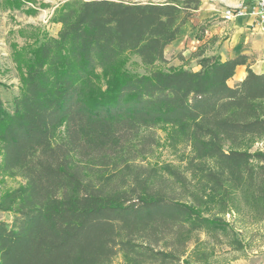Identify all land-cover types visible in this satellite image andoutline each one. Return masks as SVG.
I'll list each match as a JSON object with an SVG mask.
<instances>
[{"label":"trees","instance_id":"1","mask_svg":"<svg viewBox=\"0 0 264 264\" xmlns=\"http://www.w3.org/2000/svg\"><path fill=\"white\" fill-rule=\"evenodd\" d=\"M201 4L65 0L49 19L56 35L14 46L21 88L12 109L0 98V175L24 183L0 195L12 214L0 221V264H190L200 233L244 248L225 215L264 221V151L252 150L264 138V73L205 43L192 54L199 69L165 66ZM133 56L143 72L128 67ZM163 148L184 165L152 163Z\"/></svg>","mask_w":264,"mask_h":264},{"label":"rangeland","instance_id":"2","mask_svg":"<svg viewBox=\"0 0 264 264\" xmlns=\"http://www.w3.org/2000/svg\"><path fill=\"white\" fill-rule=\"evenodd\" d=\"M22 1H24V4L17 8L9 7L7 0H0V98L9 109H12L13 98L19 94L21 88V70L14 60V46L20 47L26 42L32 41L33 38L29 37L32 32L35 36L41 30H45L51 35H56L60 24L52 23L49 19L55 7L65 0ZM125 1L146 2L164 0ZM201 1L200 9L183 26L182 31L185 34H189L195 28L194 33L190 35H192V38H198V40L199 36L205 37V54H219L223 58L218 51L230 53L234 49L232 47L236 45L235 41H238L239 35H235L238 29L237 18L226 20L223 17L224 11L228 7L240 4L244 0ZM191 22L192 24H189ZM194 22H196L195 25ZM186 25H188L187 30L185 29ZM195 26H198V28ZM36 28H39V30H36ZM23 30L26 31L27 36L22 34ZM243 34L247 36L246 39L248 40L246 43L243 42V45H245L244 49L247 51L244 54L250 56V61L253 63L252 67L256 72L264 73V32L251 27L250 30ZM203 44L196 46L195 50L192 51V48L189 46H192L191 39L187 38L182 45L183 47L178 45L173 48L170 46V50L165 51L166 58L168 59V64L165 66L174 65L176 67L185 66L194 70L199 69L198 60L197 58H192V54ZM186 49H189L191 53L187 52L184 56L182 52L186 51ZM128 67L138 72L144 71L136 56L131 58ZM240 80V74H238L229 83L233 86ZM257 149L264 151V138L258 139L254 143L252 150ZM149 160L152 163L170 162L180 164L178 157L167 148L160 149ZM180 165L183 166L184 164ZM22 183H24V180L21 177L0 175V195L4 191L15 188ZM225 218L234 225L244 243V248L241 250L234 249L223 238L220 244L214 243L205 233H200L199 242L197 244L194 242L190 244L189 251L184 260H191L190 264H196L194 263L196 254L212 248L213 250L209 255V259L204 264H264V221H256L244 209L239 212L227 213ZM0 221L11 223L12 214L0 211ZM112 264H123L122 257L118 256ZM180 264L184 263L181 261Z\"/></svg>","mask_w":264,"mask_h":264},{"label":"crops","instance_id":"3","mask_svg":"<svg viewBox=\"0 0 264 264\" xmlns=\"http://www.w3.org/2000/svg\"><path fill=\"white\" fill-rule=\"evenodd\" d=\"M237 23H238V29H237V31H236L237 33L235 35L236 36H237V34H239V35H238V41H235L236 45H234L232 47L234 49H232V51L230 53L218 51L223 56V59H226L228 56L233 57V56L240 54V53H247V51L244 49L245 45H243V42L246 43L248 40L246 39L247 36L244 35L243 33L251 29V27H252L251 26V18H247V19L246 18H237ZM189 24H192V22ZM195 24H196V22H194V25ZM188 25H186V28H185L186 30H187ZM195 27L198 28V26H195ZM194 31H195V28H194V30H192V33H189V34H185V33H183L184 31H182L181 36L177 40H175L172 44H170L166 50H170V48H171L170 46H172L173 48L177 47L178 45L182 46L187 38L191 39L192 46L189 45L190 48H192V51L195 50L196 46H198L202 43H205V37L203 39H201V42H200V39L198 40V38H192V35H190V34H193ZM185 32H187V31H185ZM235 35H234V40H235ZM211 43H212V40H211ZM233 50H235V51H233ZM187 52H190L189 49H186V51H183L182 54H184V56H185V54H187ZM238 74H240L241 80L245 77V75H246L245 66H239L237 68L236 75H238Z\"/></svg>","mask_w":264,"mask_h":264},{"label":"built area","instance_id":"4","mask_svg":"<svg viewBox=\"0 0 264 264\" xmlns=\"http://www.w3.org/2000/svg\"><path fill=\"white\" fill-rule=\"evenodd\" d=\"M226 20L251 18V26L264 32V0H244L234 7H228L223 14Z\"/></svg>","mask_w":264,"mask_h":264}]
</instances>
